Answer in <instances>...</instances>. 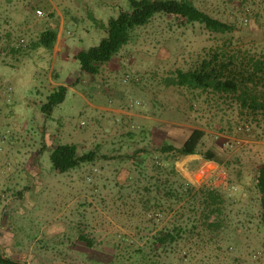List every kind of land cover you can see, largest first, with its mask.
<instances>
[{
	"label": "rangeland",
	"instance_id": "374dc122",
	"mask_svg": "<svg viewBox=\"0 0 264 264\" xmlns=\"http://www.w3.org/2000/svg\"><path fill=\"white\" fill-rule=\"evenodd\" d=\"M192 1L231 29L212 32L158 12L133 30L113 75L109 62L97 74L84 72L72 55L98 45L129 0H12L15 24L9 33L0 25V50L9 39L12 47L21 38L27 45L0 66V256L25 264H264L256 185L264 111L242 101L264 94V0ZM51 23L70 31L62 51L69 56L55 60L51 49L33 47ZM204 61L222 79L240 80V89L171 84L178 70L200 69ZM113 79L132 90L119 107L150 118L121 119L94 106L117 107ZM52 81L68 85L67 94L47 114ZM87 125L88 142L80 144L84 133L74 129ZM195 128L205 131L199 152L212 150L220 163L178 153ZM72 142L79 155L93 151L94 160L54 169L51 150ZM164 144L174 149L164 151ZM97 169L104 176L89 179ZM76 173L82 190L67 185ZM165 230L176 240L156 244Z\"/></svg>",
	"mask_w": 264,
	"mask_h": 264
},
{
	"label": "trees",
	"instance_id": "16d2710c",
	"mask_svg": "<svg viewBox=\"0 0 264 264\" xmlns=\"http://www.w3.org/2000/svg\"><path fill=\"white\" fill-rule=\"evenodd\" d=\"M158 12H164L182 18L187 23L199 22L212 32L224 33L231 29V26L201 10L192 0H129V8L120 11L117 17L109 19L107 24V35L102 38L100 43L88 49L79 50L74 58L78 60L80 68L84 72L97 74L100 72L101 65L108 63L114 59L122 47L126 45L132 38V32L136 27L148 24L153 16ZM58 37V31L54 29H46L41 32L38 44L48 49H53ZM171 84L174 86H188L191 88H212L217 91H238L240 89V80L236 78L222 79L220 72L211 66L210 61H204L200 69L189 71H177V77L172 78ZM67 94V86L58 85L57 88L48 95V101L43 104V110L47 114H51L55 106L64 101ZM246 96V95H245ZM242 96L244 105L252 104V108L264 111V94L261 100L256 95L247 98ZM205 131L201 128H195L182 142L177 149L182 156L200 154L205 159L220 163L217 155L210 149L205 152H199L198 147L202 142ZM164 151L174 149L172 145L164 144ZM95 153L89 152L79 155L77 147L73 144H57L50 153V159L53 168L60 171H68L80 166L86 161L94 160ZM256 185L261 194L260 202L264 215V162L259 164L256 175ZM212 197H216L214 192L209 193ZM180 233V228L176 230ZM180 235V234H179ZM82 240L86 237L81 235ZM176 236L171 231H160L155 236V243L166 245L174 242ZM89 244H91V241ZM0 264H25L17 259L9 256H0Z\"/></svg>",
	"mask_w": 264,
	"mask_h": 264
},
{
	"label": "crops",
	"instance_id": "0c3cea01",
	"mask_svg": "<svg viewBox=\"0 0 264 264\" xmlns=\"http://www.w3.org/2000/svg\"><path fill=\"white\" fill-rule=\"evenodd\" d=\"M12 3V0H0V25H2L1 27V30H4V32H8L11 30H9L11 24L14 25L15 22H12V15L15 11H17V7L16 6H11L10 4ZM52 9H55V6L52 5L51 6ZM2 12V14H1ZM11 21V22H9ZM7 23V24H6ZM5 24V25H3ZM30 27V26H29ZM33 27V26H32ZM54 29V26H52V23H51V26L48 27V29ZM46 28L42 29L39 31V34H38V37L36 38V41L34 43H32L33 47L34 46H39L38 44V39H39V36L41 34L42 31L46 30ZM58 31V37H57V41L52 49L53 51V56L55 58V60H57L58 57H64V56H69V53L67 54H62V51L63 49L66 48L67 46V43L70 42L71 38H70V31L67 32V34L65 35L64 34V28L62 27V25L57 29ZM3 32V33H4ZM8 35V34H7ZM11 39L7 40L6 44H5V48H3V50L1 51L0 50V66H6V65H10V61L7 60L10 52H15L16 49L12 47L11 45ZM79 50L78 49H75L74 50V53H73V57L75 56V54L78 52ZM107 69L108 70H111V73H113V75H115L116 73V70H117V63L114 61V59H112L108 64H107ZM51 79L53 77V73L51 74ZM116 79H113L112 80V91L110 94V97L112 98V96H115L117 97V107H108V106H96L94 105L96 108L98 109H101V110H104V111H110L112 112L113 114H118L121 116V119H125V118H133V117H139V118H143V119H147V118H150L149 116L145 115V114H138V113H134L132 111H128L127 109H122V107H119L121 104H123V99L124 97L126 96L127 93H131L132 90H130L129 88H118V83H115ZM52 85L54 86V88H56L58 85H65V86H68L66 85L65 83L63 82H60V81H57V82H54L52 81L51 82ZM113 100V98H112ZM178 106H180L181 104L178 102L177 104ZM109 119V117H107ZM106 118H103L102 121H104ZM111 119V118H110ZM98 118H97V122H98ZM117 122H119V119L117 118ZM101 125L104 127L106 126L105 123H102L101 122ZM114 125H116V130L119 129L121 127V122L120 123H114ZM90 128L91 126L90 125H87V126H82L81 128L79 127H76L74 129V133L75 134H78L79 131L84 133L83 136L82 134L80 135L81 136V140H80V144H81V141L85 140V142L83 143H86L88 142L86 140V138H88V136H90L89 134L85 136V134L89 133L90 132ZM105 128V127H104ZM77 132V133H76ZM68 144H73L75 145L76 147H78V144L72 142V143H68ZM102 170V169H101ZM100 169H97V170H93L91 173H89L90 175H88V178H94V177H100L101 176H104L105 174V171L102 170V172ZM77 178H80V176L76 173V175L74 176H71L70 180L67 182V185L70 186L71 188H75V187H80V190H82L84 188L83 185H78L77 183ZM96 187L98 188V184L96 183ZM7 256V255H5Z\"/></svg>",
	"mask_w": 264,
	"mask_h": 264
},
{
	"label": "built area",
	"instance_id": "2783aa9c",
	"mask_svg": "<svg viewBox=\"0 0 264 264\" xmlns=\"http://www.w3.org/2000/svg\"><path fill=\"white\" fill-rule=\"evenodd\" d=\"M37 13L39 14V15H41L42 14V10L41 9H38L37 10ZM27 45V43H26V40L24 39V38H21V39H19V41L15 44V46H13V48H15V49H21L22 47H24V46H26ZM223 181V180H222Z\"/></svg>",
	"mask_w": 264,
	"mask_h": 264
},
{
	"label": "bare ground",
	"instance_id": "6f19581e",
	"mask_svg": "<svg viewBox=\"0 0 264 264\" xmlns=\"http://www.w3.org/2000/svg\"><path fill=\"white\" fill-rule=\"evenodd\" d=\"M207 166L210 167L211 165H210V164H207ZM207 166H206V167H207Z\"/></svg>",
	"mask_w": 264,
	"mask_h": 264
}]
</instances>
